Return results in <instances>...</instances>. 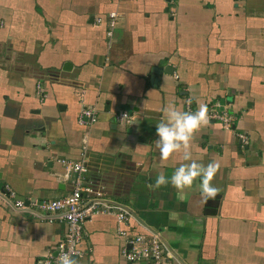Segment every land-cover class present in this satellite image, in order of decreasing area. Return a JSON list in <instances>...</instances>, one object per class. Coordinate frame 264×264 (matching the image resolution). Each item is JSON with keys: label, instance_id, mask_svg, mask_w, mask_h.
I'll return each instance as SVG.
<instances>
[{"label": "crops", "instance_id": "crops-1", "mask_svg": "<svg viewBox=\"0 0 264 264\" xmlns=\"http://www.w3.org/2000/svg\"><path fill=\"white\" fill-rule=\"evenodd\" d=\"M201 104L230 119H209L188 149L219 165L217 195L204 201L199 178L153 189L186 163L155 145L163 108ZM85 108L94 123L79 122ZM83 144L87 185L126 221L84 223L78 264H151L125 260L120 229L158 238L165 264H264V0H0V189L68 196L60 161L80 160ZM64 234L0 196V264H40Z\"/></svg>", "mask_w": 264, "mask_h": 264}, {"label": "built area", "instance_id": "built-area-1", "mask_svg": "<svg viewBox=\"0 0 264 264\" xmlns=\"http://www.w3.org/2000/svg\"><path fill=\"white\" fill-rule=\"evenodd\" d=\"M117 14L111 13L107 19V35L111 37L112 31L117 23ZM125 113H119L117 120L129 122ZM209 119L215 120L225 128L229 129V117L225 112H218L216 108H211L208 112ZM96 121L94 110L85 108L81 111L79 122ZM243 138L242 136H240ZM83 144V153L78 161L61 160L64 166L66 177L72 176L73 188L71 193L63 198L56 200H20L15 197V193L10 188L4 187L0 190V196L15 211L28 213L31 216L47 221H63L65 224V234L58 242L56 255H49L40 264H59L58 257L64 253L78 257L81 255L80 245L83 240V225L97 214H114L119 223L126 221V214L122 211L115 212L112 206L107 205L106 199L100 190L91 189L85 179L86 172L84 153L86 147ZM120 235L126 239V243L131 247L130 250L124 248L123 257L128 262H135L139 259H150L151 264H165L166 256L164 247L158 238L145 239L140 235H128L125 230H119Z\"/></svg>", "mask_w": 264, "mask_h": 264}, {"label": "clouds", "instance_id": "clouds-1", "mask_svg": "<svg viewBox=\"0 0 264 264\" xmlns=\"http://www.w3.org/2000/svg\"><path fill=\"white\" fill-rule=\"evenodd\" d=\"M164 117L156 124V135L158 139L155 145L162 158H168L177 152H183L182 159L186 163L175 168L170 177L163 172L158 173L153 189L162 185L171 184L177 190H182L193 185L199 178V188L204 201L215 198L218 188L211 183L219 165L216 162L208 164L198 163L191 159L189 144L194 134L209 122L207 105H199L195 111H181L174 105L163 108ZM127 116V115H125ZM75 256L67 252L57 259L59 264H78Z\"/></svg>", "mask_w": 264, "mask_h": 264}, {"label": "trees", "instance_id": "trees-1", "mask_svg": "<svg viewBox=\"0 0 264 264\" xmlns=\"http://www.w3.org/2000/svg\"><path fill=\"white\" fill-rule=\"evenodd\" d=\"M0 190H1V189H0ZM48 256H49V255H48ZM48 256H47V257H48ZM45 258H46V257H45ZM45 258H43V259H45Z\"/></svg>", "mask_w": 264, "mask_h": 264}, {"label": "water", "instance_id": "water-1", "mask_svg": "<svg viewBox=\"0 0 264 264\" xmlns=\"http://www.w3.org/2000/svg\"><path fill=\"white\" fill-rule=\"evenodd\" d=\"M67 65H65V67H66ZM74 258H76V257H74Z\"/></svg>", "mask_w": 264, "mask_h": 264}, {"label": "rangeland", "instance_id": "rangeland-1", "mask_svg": "<svg viewBox=\"0 0 264 264\" xmlns=\"http://www.w3.org/2000/svg\"><path fill=\"white\" fill-rule=\"evenodd\" d=\"M109 16V15H108ZM108 16H107V19H108Z\"/></svg>", "mask_w": 264, "mask_h": 264}]
</instances>
